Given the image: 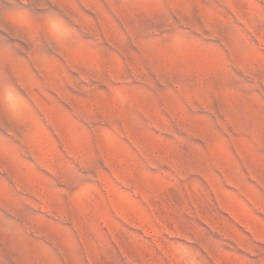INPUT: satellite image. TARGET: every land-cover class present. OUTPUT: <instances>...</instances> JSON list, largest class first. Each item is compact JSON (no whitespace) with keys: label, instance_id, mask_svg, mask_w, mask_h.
<instances>
[{"label":"rangeland","instance_id":"rangeland-1","mask_svg":"<svg viewBox=\"0 0 264 264\" xmlns=\"http://www.w3.org/2000/svg\"><path fill=\"white\" fill-rule=\"evenodd\" d=\"M39 2L0 0V264H264V0H48L36 55Z\"/></svg>","mask_w":264,"mask_h":264},{"label":"snow or ice","instance_id":"snow-or-ice-1","mask_svg":"<svg viewBox=\"0 0 264 264\" xmlns=\"http://www.w3.org/2000/svg\"><path fill=\"white\" fill-rule=\"evenodd\" d=\"M162 2L164 4V7L166 9L170 10L167 0H162ZM180 3L183 6H191L193 9L195 8V0H180ZM33 8L37 9V11L34 12V15L36 16L37 19L43 18L46 15H49L53 12L56 15H60V13L56 12V10L49 8L48 0H40L39 3L33 5ZM193 15H195V12L193 13ZM180 23L181 22L179 20H176V25H179ZM133 26L136 28L141 39H144L148 33L155 31V29L152 27L151 18H149V17H138L137 23L134 24ZM172 28L175 29V31L169 33V35H174L176 31H179V29H176L175 25H172ZM261 28L264 29V24L261 25ZM0 33H4L6 36L9 37V34L7 33V31L5 29H0ZM202 38L203 37H201V39ZM225 39H227V37H225ZM169 43H170L169 40H163L161 43V47H163L164 45L169 44ZM25 47L29 48L30 51L33 49V47H35V54L36 55H43L45 53V51L47 50V44L43 39H41V44L38 47L31 45V44H25ZM0 48H3L4 50L12 49L13 51H18L19 50V40H17L15 43H11V44L7 43V42H0ZM141 61H142V63H144V66L147 69V72L149 74H152L153 79H155L151 65H149L147 63V61L144 60L142 55H141ZM161 76L163 77V79L162 80L156 79L155 82L157 84H161L162 86H171L175 90V84L168 79V76L163 72L161 73ZM232 83L234 86L243 87L242 84H238L236 82L235 78H233ZM105 91H108V90L105 89ZM108 94H109V98H110L111 92L109 91ZM89 131H91V129H89ZM4 134L7 135V132L5 131ZM9 139H11V137H9ZM17 143H18V141H17ZM83 167H87V165L82 166L76 162H73V165L68 169L67 175L64 178V184L69 186L70 192L77 190L80 186H82L83 184H85L87 182L88 174L86 172L82 171ZM53 181L56 184L59 183V181L56 178H53Z\"/></svg>","mask_w":264,"mask_h":264},{"label":"clouds","instance_id":"clouds-1","mask_svg":"<svg viewBox=\"0 0 264 264\" xmlns=\"http://www.w3.org/2000/svg\"><path fill=\"white\" fill-rule=\"evenodd\" d=\"M74 25L67 21L63 14L56 15L54 12L46 15L42 21L41 39H43L47 46H55L60 43L71 41L74 37L71 29ZM17 89L9 85L7 82L0 83V107L3 108L8 118H14L15 112L13 105L15 104V97Z\"/></svg>","mask_w":264,"mask_h":264}]
</instances>
